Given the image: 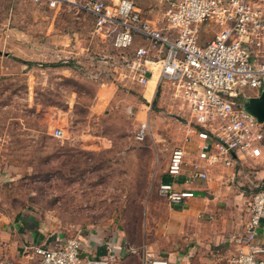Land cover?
I'll list each match as a JSON object with an SVG mask.
<instances>
[{
  "label": "rangeland",
  "instance_id": "rangeland-1",
  "mask_svg": "<svg viewBox=\"0 0 264 264\" xmlns=\"http://www.w3.org/2000/svg\"><path fill=\"white\" fill-rule=\"evenodd\" d=\"M129 1L156 21L175 0ZM93 31V16L73 4L0 0V264L11 263L3 237L18 218L60 242L90 234L106 242L118 229L126 248L112 264H142L145 247L166 240L157 234L167 213L158 186L185 141L186 106L169 88L154 90V79L146 89L131 81ZM212 35L200 27L203 41ZM253 55L263 58L264 45Z\"/></svg>",
  "mask_w": 264,
  "mask_h": 264
},
{
  "label": "built area",
  "instance_id": "built-area-1",
  "mask_svg": "<svg viewBox=\"0 0 264 264\" xmlns=\"http://www.w3.org/2000/svg\"><path fill=\"white\" fill-rule=\"evenodd\" d=\"M50 9L73 4L94 18V31L111 52L120 56L129 79L146 85L157 77V85L170 89L171 96L189 116L185 143L195 137L196 157L186 161L185 148L171 151L158 194L170 205L194 197L187 187L207 179L209 169L234 167L246 162L264 170L263 124L247 113L242 104L264 89V57L256 58L264 45L263 10L252 0H175L161 19L150 21L129 0H31ZM213 32L203 41L200 27ZM138 46L132 51L133 44ZM107 57V56H106ZM127 77V76H125ZM244 87L257 94H238ZM53 136L61 138L56 128ZM182 177V181L179 178ZM246 232L236 239L230 264H264V245L259 240L264 220V179L248 202ZM36 264H111L104 257L84 254L81 241L69 238L57 245L31 247ZM142 264H170L145 250Z\"/></svg>",
  "mask_w": 264,
  "mask_h": 264
},
{
  "label": "crops",
  "instance_id": "crops-1",
  "mask_svg": "<svg viewBox=\"0 0 264 264\" xmlns=\"http://www.w3.org/2000/svg\"><path fill=\"white\" fill-rule=\"evenodd\" d=\"M252 1L261 7L264 14L263 2ZM138 43L140 45V42ZM118 67L121 71L125 69L123 65ZM122 73L119 74L118 80L123 78ZM148 78V82L151 79L155 80V90L158 86L156 75L153 77L148 75ZM147 84L144 85L145 89ZM143 97L151 99L145 96V90ZM176 104L179 105L177 102ZM180 108L182 109L181 105ZM189 124L186 125V129L184 128L186 136ZM191 140L189 143L184 141L179 146L185 148V159L189 162L195 159L198 144L195 137ZM207 176L206 180H196L187 186L194 190L195 195L186 202L178 205L163 203L167 213L164 218L159 219L157 234L165 236L166 240L164 245L152 240L150 246L145 247L148 254L167 259L170 264H229V259L237 249L236 239L247 230L248 202L261 187L264 170L254 168L246 162H237L234 167H213L209 169ZM168 180L169 178L164 175L160 181ZM179 181H182V177ZM36 228L35 221L18 218L12 228L6 231L3 237L4 251L5 256L11 261L10 264L36 263L31 247L39 245L51 247L60 243L61 240L58 238L42 237V233H38L39 230L37 229V232ZM123 236L118 229L106 235V242L92 234L87 235L80 239L82 251L84 254L99 257L113 254L112 264L115 257H122L124 254L126 242ZM259 240L264 243V220L261 223Z\"/></svg>",
  "mask_w": 264,
  "mask_h": 264
},
{
  "label": "water",
  "instance_id": "water-1",
  "mask_svg": "<svg viewBox=\"0 0 264 264\" xmlns=\"http://www.w3.org/2000/svg\"><path fill=\"white\" fill-rule=\"evenodd\" d=\"M148 77V74H146ZM244 110L252 115L259 123H264V89L257 96L248 97L242 104ZM183 123L187 121L182 120Z\"/></svg>",
  "mask_w": 264,
  "mask_h": 264
},
{
  "label": "trees",
  "instance_id": "trees-1",
  "mask_svg": "<svg viewBox=\"0 0 264 264\" xmlns=\"http://www.w3.org/2000/svg\"><path fill=\"white\" fill-rule=\"evenodd\" d=\"M120 59V58H119ZM24 64H26V65H32L33 63H30V62H23ZM164 177V176H163ZM165 177H167L166 175H165Z\"/></svg>",
  "mask_w": 264,
  "mask_h": 264
}]
</instances>
